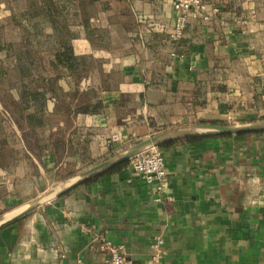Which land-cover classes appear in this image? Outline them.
<instances>
[{
  "label": "crops",
  "instance_id": "0c3cea01",
  "mask_svg": "<svg viewBox=\"0 0 264 264\" xmlns=\"http://www.w3.org/2000/svg\"><path fill=\"white\" fill-rule=\"evenodd\" d=\"M171 1L74 2L68 41L91 67L77 83L55 77L40 107L21 102L19 80H0V214L138 138L264 118V0H207L218 13L190 21L178 41ZM80 3L92 5L88 28ZM160 149V189L128 162L0 228V264H105L100 238L145 264L158 234L164 264H264V133Z\"/></svg>",
  "mask_w": 264,
  "mask_h": 264
},
{
  "label": "water",
  "instance_id": "95a60500",
  "mask_svg": "<svg viewBox=\"0 0 264 264\" xmlns=\"http://www.w3.org/2000/svg\"><path fill=\"white\" fill-rule=\"evenodd\" d=\"M264 133V118L240 122H199L165 129L122 148L116 153L95 162L87 168L73 173L44 189L35 196L0 214V228L26 216L37 207L64 196L72 190L113 170L132 157L153 147H161L178 141L195 138Z\"/></svg>",
  "mask_w": 264,
  "mask_h": 264
},
{
  "label": "rangeland",
  "instance_id": "374dc122",
  "mask_svg": "<svg viewBox=\"0 0 264 264\" xmlns=\"http://www.w3.org/2000/svg\"><path fill=\"white\" fill-rule=\"evenodd\" d=\"M55 1L62 6L60 0ZM65 1V7H60L56 3L55 8L60 11L57 15L59 18L65 15L67 19L73 12L74 2H82V0ZM87 8L88 13L92 11V5L88 4ZM44 15L47 16L44 13L42 0H0V69L3 71L0 73V80L4 79L8 82V80L20 77L22 75L19 72L20 64L29 66L34 76L40 77L46 73L43 71L50 67L51 53L39 51L40 44H47L48 47L54 46L56 35L45 38L37 31L41 25L51 28ZM36 33H38L37 37ZM7 82L1 83L0 87L6 88ZM139 139L141 138L137 140ZM137 140L123 145L119 150ZM54 183L56 182L51 181L47 186L50 187Z\"/></svg>",
  "mask_w": 264,
  "mask_h": 264
},
{
  "label": "built area",
  "instance_id": "2783aa9c",
  "mask_svg": "<svg viewBox=\"0 0 264 264\" xmlns=\"http://www.w3.org/2000/svg\"><path fill=\"white\" fill-rule=\"evenodd\" d=\"M171 2L175 15L168 35L172 41H178L183 36L184 29L190 21H211L220 8L219 5H210L207 0H172ZM239 21L243 22V20ZM262 40L264 42V36ZM172 54L175 53L172 52ZM180 56L183 55L180 54ZM129 166L135 176L148 183L158 182L157 188H161L166 168L164 156L159 147H153L132 157L129 160ZM97 246L108 253L105 264H136L126 259L122 244L100 238ZM165 254L163 236L158 234L145 264H164Z\"/></svg>",
  "mask_w": 264,
  "mask_h": 264
},
{
  "label": "trees",
  "instance_id": "16d2710c",
  "mask_svg": "<svg viewBox=\"0 0 264 264\" xmlns=\"http://www.w3.org/2000/svg\"><path fill=\"white\" fill-rule=\"evenodd\" d=\"M59 2L62 3V6L55 0H42L44 13L49 18L48 22L51 27H53V29L57 30V34L54 39V45L56 47L51 52L52 61L50 62L49 68L51 73H53V77L50 76L45 79V77L34 76L29 66H23V64H20L19 72L22 75L14 79L16 81H20V94L22 98L21 102L24 105L32 103L36 107H40L43 104L44 99L46 98V90H48L51 94L56 93L54 89V78L58 77L61 73L66 72L74 79V82L77 83L90 70L92 62L90 61L89 57L78 56L73 52L72 46L68 41L69 30L67 29V19L65 15L59 18L57 15L58 13H60V11L55 8L56 3H58L60 7H65L66 1L60 0ZM78 6L82 14L85 16H82V23L86 28H88L89 17H86L88 14L87 5L84 3H80ZM2 72V69H0V73ZM72 94L78 96L79 100H82L87 95V92H80L78 89H76L72 92ZM197 139L201 138L188 139L186 141H194ZM167 145L161 147H165ZM128 162L129 160L115 167L113 170L124 166Z\"/></svg>",
  "mask_w": 264,
  "mask_h": 264
}]
</instances>
